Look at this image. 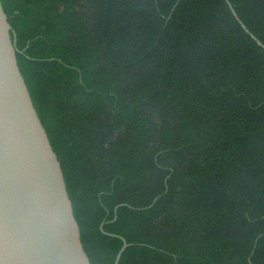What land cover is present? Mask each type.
I'll list each match as a JSON object with an SVG mask.
<instances>
[{
  "label": "trees",
  "instance_id": "16d2710c",
  "mask_svg": "<svg viewBox=\"0 0 264 264\" xmlns=\"http://www.w3.org/2000/svg\"><path fill=\"white\" fill-rule=\"evenodd\" d=\"M1 2L91 264H264V49L226 0Z\"/></svg>",
  "mask_w": 264,
  "mask_h": 264
},
{
  "label": "water",
  "instance_id": "95a60500",
  "mask_svg": "<svg viewBox=\"0 0 264 264\" xmlns=\"http://www.w3.org/2000/svg\"><path fill=\"white\" fill-rule=\"evenodd\" d=\"M12 32L0 0V264H91L61 162L20 70ZM120 238L114 264L130 245Z\"/></svg>",
  "mask_w": 264,
  "mask_h": 264
}]
</instances>
